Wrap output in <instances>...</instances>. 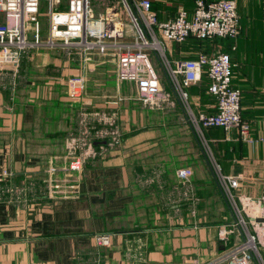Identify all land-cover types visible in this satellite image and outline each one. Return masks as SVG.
Masks as SVG:
<instances>
[{
  "label": "crops",
  "instance_id": "crops-1",
  "mask_svg": "<svg viewBox=\"0 0 264 264\" xmlns=\"http://www.w3.org/2000/svg\"><path fill=\"white\" fill-rule=\"evenodd\" d=\"M237 11L239 33L224 52L241 115L262 139L246 143L219 127L204 135L221 171L239 176L233 192L249 221L264 205V0H237ZM191 43H171L170 59L194 57ZM72 62L64 50L37 48L0 68V264H228L216 260L243 235L176 98L124 104L114 50L87 54L83 92L72 96ZM200 82L207 78L188 91L198 111L212 113L214 98ZM183 154L194 183H208L216 200L183 201L175 172ZM85 156L98 159L83 167ZM75 158L81 168L69 169ZM221 229L231 232L223 239ZM99 231L111 232L109 246L95 244Z\"/></svg>",
  "mask_w": 264,
  "mask_h": 264
},
{
  "label": "built area",
  "instance_id": "built-area-1",
  "mask_svg": "<svg viewBox=\"0 0 264 264\" xmlns=\"http://www.w3.org/2000/svg\"><path fill=\"white\" fill-rule=\"evenodd\" d=\"M47 3L48 16L43 28L37 18L40 0H0V68L16 67L23 50H64L73 61L72 72L66 78L68 93L77 96L84 88L82 71L87 54L114 50L118 82L132 83L136 98L152 105L169 97L151 64L149 57L153 54L212 164L219 188L228 199L234 214L231 226L237 227L243 235L241 243L216 261L258 264L257 244L264 249V205L249 219L254 225L253 233L248 229V218H244L233 192L239 185V176L221 171L204 135L206 128L220 126L226 133L235 130L246 143L262 139L254 137L250 123L241 116V93L232 86L230 55L224 51L198 52L191 58L170 59L168 55L171 43H182L189 38L236 37L239 33L237 0H194L192 10L177 7L167 18H159L151 0H121L124 17L114 6H106L97 12L93 0H47ZM203 75L208 80L207 92L214 98L216 110L212 113L194 112L189 101V86L199 82ZM68 168L80 169L79 158L70 161ZM10 175L8 168H2L1 177ZM259 219H263L261 223ZM228 232L231 229H221L219 236L224 239ZM258 232L262 234L258 235ZM95 238L100 245L108 244L109 235ZM190 264H214V261L193 259Z\"/></svg>",
  "mask_w": 264,
  "mask_h": 264
},
{
  "label": "rangeland",
  "instance_id": "rangeland-1",
  "mask_svg": "<svg viewBox=\"0 0 264 264\" xmlns=\"http://www.w3.org/2000/svg\"><path fill=\"white\" fill-rule=\"evenodd\" d=\"M93 2H95L97 12L102 11L104 9V7H106V6H114L120 12V16L124 17L123 12L121 11V8H122L121 0H93ZM153 3L157 7V10H155V11L158 14V16H160V17H164V16L167 17V15L170 13V10L174 9L175 7L178 6V0H153ZM172 13L173 12H171L170 15ZM47 16H48V3H47V0H40L39 10L37 12V18L39 19L40 24L42 22L41 25H42L43 28H45ZM222 38L223 37H212V38H208V39H206V38L200 39V41H205L204 43L207 46L206 45H199L198 46L197 44H195V49H196L197 52H205V53H213V52H218V51H225V45L227 43H226V41H223ZM191 40L192 39L190 38L188 41H191ZM190 45L194 46L192 43ZM190 45H188V46H190ZM29 51H31V50H29ZM23 52H24V50L21 51L20 56L23 55ZM149 58H150L151 64L153 65L158 77L160 78V83H161L162 87L169 94V98L168 99H172L173 98L175 100V96H174V94H173V92L171 90V87L169 86L168 82L166 81L165 75L163 74V71L161 70L160 66L155 61L154 55L153 54L150 55ZM116 79H117V77H116ZM84 80H85V78H84ZM117 86H118L119 96H121L122 99H124L122 101L124 104L127 103V100L130 99V98L133 101H135L136 104H139V103L144 104L143 102H141L140 100H138L136 98L135 86L132 83H130V82H118V80H117ZM188 94L190 96V100L189 101H190L191 107H192L194 112H197L198 111V108L196 107L197 103H195L192 100V97H191L189 91H188ZM126 98H128V99H126ZM173 103L176 104L175 101H173ZM176 107H177V105H176ZM175 172H176L178 178L183 182V184H185V188H184V191H183V195L184 196L182 197L183 201L190 202V203L191 202L192 203H196V202H211V201L216 200L217 195L213 194L212 189H211V187L209 186L208 183H206L204 180L201 181V182L197 181L196 183H194V181H193L194 179L193 178L195 176V170H194L192 161H191L190 157L187 154H183L182 156L179 157L178 164L176 165ZM217 184H218V182H217ZM63 187H64V190L66 191V194H67V190H69V188L66 185L63 186ZM73 192L74 191L71 190L70 194H72ZM223 196L228 201L227 197L224 194H223ZM232 215L234 217V214H232ZM244 218L247 220V218L245 216H244ZM250 225L251 224L248 221V229H250ZM251 226H252V228L254 230V225H251ZM104 234L109 235L108 244L100 245V244L96 243V238L95 237L96 236L97 237L103 236ZM110 234H111V232H107V231L94 232L93 236L95 238V244L98 247H100V246H109L110 243H111ZM257 245H258L259 254H260V258H259L258 264H260L259 262H263V259H261V258H262V254H263L264 250L260 249L259 244H257ZM221 255H223V254H221Z\"/></svg>",
  "mask_w": 264,
  "mask_h": 264
},
{
  "label": "trees",
  "instance_id": "trees-1",
  "mask_svg": "<svg viewBox=\"0 0 264 264\" xmlns=\"http://www.w3.org/2000/svg\"><path fill=\"white\" fill-rule=\"evenodd\" d=\"M152 1V0H151ZM181 2H183V4L185 5V7L186 8H188V9H192L193 8V0H181ZM192 5V6H191ZM152 7L154 8V9H156L155 8V4L153 3V1H152ZM190 7V8H189ZM159 18H162V17H160L159 16ZM240 24V23H239ZM190 39V38H189ZM188 39V40H189ZM192 40H191V42L192 43H194V44H197L198 46L199 45H206L204 42L205 41H200V39H196V38H191ZM222 40L223 41H226V45H225V51H227V48L229 47V45H230V42H231V40H232V38H230V37H223L222 38ZM174 44H176V45H178V43H176V42H174ZM181 44V43H180ZM207 46V45H206ZM218 52H222V51H218ZM214 53H217V52H213V53H207V54H214ZM207 78L206 77V75H203L202 76V78L205 80V78ZM232 79H233V77H232ZM202 80V79H201ZM207 82H208V80H207ZM207 82H205V83H202V82H200L198 85L200 86V88L201 89H203V90H205L206 91V93H208L207 92ZM202 83V84H201ZM232 86L233 87H235L233 84H232ZM209 94V93H208ZM209 96H210V94H209ZM212 98V97H211ZM213 99V98H212ZM240 99H241V97H240ZM214 101V100H213ZM215 111V110H214ZM213 111V112H214ZM242 116V115H241ZM243 118V117H242ZM244 119V118H243ZM246 120V119H245ZM216 127H219V128H221L222 130H223V128L222 127H220V126H216ZM224 131V130H223ZM88 155H90V154H87L86 156H88ZM84 157V158H82V161H83V167L84 166H86V164H87V161H89L90 159H93V160H96V159H98V157H94V158H90V157ZM90 156H92V155H90ZM92 160V161H93ZM82 166V165H81ZM46 183V182H45Z\"/></svg>",
  "mask_w": 264,
  "mask_h": 264
}]
</instances>
